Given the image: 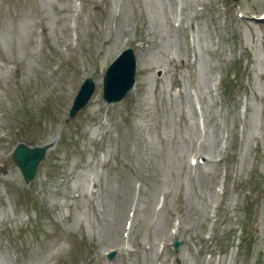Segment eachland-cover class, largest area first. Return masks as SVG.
<instances>
[{
    "label": "rangeland",
    "instance_id": "1",
    "mask_svg": "<svg viewBox=\"0 0 264 264\" xmlns=\"http://www.w3.org/2000/svg\"><path fill=\"white\" fill-rule=\"evenodd\" d=\"M0 264H264V0H0Z\"/></svg>",
    "mask_w": 264,
    "mask_h": 264
},
{
    "label": "water",
    "instance_id": "2",
    "mask_svg": "<svg viewBox=\"0 0 264 264\" xmlns=\"http://www.w3.org/2000/svg\"><path fill=\"white\" fill-rule=\"evenodd\" d=\"M237 4L240 0H231ZM137 59L132 49L123 51L109 66L102 79V98L107 104L121 102L133 89L135 84ZM95 91V83L87 78L76 94L68 117L73 118L80 110L87 106ZM48 150L47 146L29 147L24 143L18 144L12 153V161L19 169L26 185L31 183L37 174V169ZM180 242L173 244L174 253L178 252ZM115 253L108 255L112 259Z\"/></svg>",
    "mask_w": 264,
    "mask_h": 264
}]
</instances>
